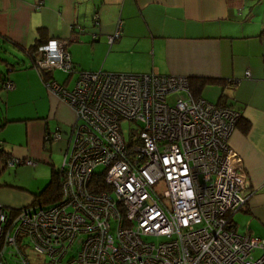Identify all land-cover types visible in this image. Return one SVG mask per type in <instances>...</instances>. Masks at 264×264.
<instances>
[{"label":"built area","instance_id":"built-area-1","mask_svg":"<svg viewBox=\"0 0 264 264\" xmlns=\"http://www.w3.org/2000/svg\"><path fill=\"white\" fill-rule=\"evenodd\" d=\"M66 44L41 46L35 66L76 72ZM45 85L77 113L61 198L0 205V264H264V238L230 223L249 201L230 144L240 111L171 75L82 72L73 89ZM5 89L16 92L11 81ZM124 122L134 125L128 137Z\"/></svg>","mask_w":264,"mask_h":264},{"label":"crops","instance_id":"crops-1","mask_svg":"<svg viewBox=\"0 0 264 264\" xmlns=\"http://www.w3.org/2000/svg\"><path fill=\"white\" fill-rule=\"evenodd\" d=\"M42 29L47 40L67 43L76 72L58 69L56 75L55 69L52 77L69 89L82 72L156 74L207 79L202 97L209 92L234 99L246 124L235 130L230 144L244 160L249 201L233 219L240 233L264 238V0H0V37L7 50L20 55L11 57L24 56L28 61L21 63L32 70L29 82L11 73L16 92L6 90L9 104L37 95L62 123L54 128L40 107L33 117L14 122L23 126L21 138L0 135L13 159H19L14 152L20 150L23 160L50 161L47 143L61 141L64 128L77 120L31 67L27 50L37 44ZM118 33L121 37L111 43ZM58 129L61 139L47 141ZM71 136L72 131L67 152Z\"/></svg>","mask_w":264,"mask_h":264},{"label":"rangeland","instance_id":"rangeland-1","mask_svg":"<svg viewBox=\"0 0 264 264\" xmlns=\"http://www.w3.org/2000/svg\"><path fill=\"white\" fill-rule=\"evenodd\" d=\"M11 55L20 56L19 54L13 53L10 50H7L3 54L0 53V70L8 73V70L10 68L2 62L4 58L9 61L10 64H16L17 62V64L22 65V67L21 69L13 72L14 74H12V76H15L17 79H22L24 82H29L32 79L31 74H29L32 70H30V67H27L26 64L21 63L22 60H26V62L28 60L24 56L15 59L11 57ZM59 72L60 71L58 69L55 70L56 75ZM61 73L62 77H65L64 72L62 71ZM74 82L76 83V81ZM74 85L72 86V88L74 87ZM28 93L30 96H32V94L34 93L33 89H30ZM36 96L37 95L33 97H21L19 98L20 100L17 101L18 103L13 99L12 103L9 104L8 93L6 92V90H3L2 98L5 100V103H1L2 109H0V113L3 111V113L5 112L6 116H9L11 118L27 119L29 117H33L35 114L33 111L36 108L40 107V113L45 114V116L51 121L54 128L57 127L58 124L60 125V127H62L60 119L55 118L53 111L52 113L49 112V107L46 106L45 101ZM205 96V99L209 100V102L211 103L217 102L219 98L215 97L214 94H210L209 92L208 94L206 93ZM76 121L77 120L75 119L74 122L76 123ZM8 125V129L6 128L0 132V135L2 134V138H4L6 135L10 136V134H13L14 136L16 134V138H21L18 129L19 127L23 126H20L19 123L14 122ZM73 126L70 125L68 128H64V136L61 141H57L53 143V145L49 142L47 143L48 151L52 153L50 161L47 162L34 157H29L25 159L23 164H20L18 166H8L0 174V205L9 207V210H20L30 205L31 202L34 201L35 195L40 194L50 183L52 179V169L54 168L57 171L63 169L67 148L70 145L69 139ZM133 126L134 125H132L130 122L123 123L126 137H128L129 131ZM24 134L26 137V131L25 133H22V139H24ZM14 154L15 157L21 160H23L25 157L23 152L20 150H17L16 152H14ZM12 161H10V163ZM243 231L244 230L242 229V232ZM152 241L156 244H159L160 242L164 241V239H152Z\"/></svg>","mask_w":264,"mask_h":264},{"label":"trees","instance_id":"trees-1","mask_svg":"<svg viewBox=\"0 0 264 264\" xmlns=\"http://www.w3.org/2000/svg\"><path fill=\"white\" fill-rule=\"evenodd\" d=\"M39 40L35 46L27 50V55L33 60V64L31 67H34L38 69L35 66V60L39 52V48L41 46H44L49 43V40L46 39V35L44 33V30H40L39 32ZM5 41L6 39L0 37V53L3 54L7 51V48L5 47ZM2 62L7 66L10 67L8 70V73H5L0 70V109H2V104L5 103V100L2 98L1 94L3 90L5 89V84L10 81V74L12 72L17 71L18 69H21L22 65L20 64H10L9 61H7L5 58L2 60ZM39 72L41 73L43 80L48 82L49 80H53V71L49 70H43V69H38ZM190 86H191V91L193 95L196 97H202L201 93L203 92L205 86L210 82L207 79H189ZM9 92V91H8ZM205 98V97H203ZM231 97H226L225 95H222L221 97L218 98L217 102L213 103L216 104L218 107H225V108H232L240 111L241 113L243 112L242 109H238L237 104L234 102V99H230ZM207 100V99H206ZM209 101V100H207ZM2 103V104H1ZM3 111L0 113V132L3 131L8 124H11L13 122H17L21 119H14L9 116L5 115V112ZM246 124V120L244 118V115L241 117L239 124L237 127H242V125ZM0 140H2L0 138ZM13 160V157L5 150V148L2 150V153L0 155V174L8 167L10 166V161ZM18 162L16 163L15 166H18L20 164H23L25 160L17 159ZM2 167V169H1ZM63 171H57L56 169H52V179L50 183L46 186V188L40 193V194H34L35 199L33 203H38V204H54L58 202L61 198V186L63 183ZM231 227H236V222L233 220V217L231 216Z\"/></svg>","mask_w":264,"mask_h":264}]
</instances>
